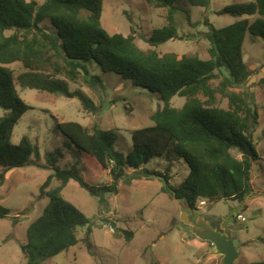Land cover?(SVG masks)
Segmentation results:
<instances>
[{
  "label": "trees",
  "instance_id": "1",
  "mask_svg": "<svg viewBox=\"0 0 264 264\" xmlns=\"http://www.w3.org/2000/svg\"><path fill=\"white\" fill-rule=\"evenodd\" d=\"M145 1L169 11L168 25L154 30L147 40L150 46L158 47L178 36L175 16L184 14L179 3L208 8L211 0ZM102 12L103 0H46L41 5L0 0V109L6 112L0 119V185L11 170L33 164L31 158L37 154L29 137L24 136L17 145L10 140L15 126L33 109L19 96L14 71L9 67L14 63L27 71L19 77L22 89L77 97L90 113L97 111L94 102L82 91L71 92L69 84L82 79L93 88L102 86V78L92 74L93 68L158 93L163 104L152 115V126L132 133L133 147L126 157L115 148L117 130L104 131L95 125L90 131L74 122L56 123V129L81 152V160L108 171L113 185H88L80 169H59L56 163L60 155L50 153L47 164L55 172L40 187L38 196L49 202L28 227L27 243L22 246L28 264H44L76 246L79 230L89 227L90 219L62 194L71 181L102 202L104 193L115 188L127 168L139 170L159 158L188 164L189 175L176 188L169 185L172 177L168 169L150 177L163 179L165 191L176 194L195 210L205 201L242 203L253 193V164L259 160L253 133L259 124V111L246 98L227 89L239 87L250 76L243 45L247 34L264 41V0L222 10L220 15L246 17L231 26L217 29L206 21L208 60L198 56L179 59L175 54L161 57L154 50H142L133 35L109 34L101 23ZM185 14L189 21V14ZM218 76L223 78L221 92L229 99L228 109L216 105V92L210 83ZM201 93L209 101L202 102L198 98ZM175 97L186 99L182 108L172 106ZM54 180L61 185L51 189ZM5 219H11L10 211L0 206V220Z\"/></svg>",
  "mask_w": 264,
  "mask_h": 264
},
{
  "label": "rangeland",
  "instance_id": "2",
  "mask_svg": "<svg viewBox=\"0 0 264 264\" xmlns=\"http://www.w3.org/2000/svg\"><path fill=\"white\" fill-rule=\"evenodd\" d=\"M43 4L46 0H27ZM254 0H211L208 8L179 3L183 13L175 16L178 36L158 47L147 42L154 30L168 25V9L155 8L145 0H103L101 23L111 35H133L142 50H154L159 56L175 54L210 58L205 33L206 21L217 29L231 26L243 18L220 15L233 5L252 3ZM185 11L189 14V21ZM45 26L49 23L45 22ZM243 57L248 80L227 92L246 98L259 111V124L253 141L259 160L253 164V193L244 202L237 200L205 201L197 204L198 216L213 228L233 231V240L240 257L236 264L264 262V41L246 35ZM16 79L20 98L33 109L24 114L15 126L11 143L19 144L27 136L36 148L33 164L13 169L0 185V206L10 211L11 219L0 220V264H28L22 252L27 243V229L39 218L48 198L40 200V187L55 171L48 167L50 153L60 155L56 166L61 169L78 168L90 186H112L109 172L101 171L94 163L81 160V152L56 129L57 122H74L92 131L95 125L104 131L117 130L115 148L125 157L133 147L132 133L153 125L152 115L163 106L159 94L124 81L115 74H104L92 69L102 78L96 88L82 79L70 83L71 92H84L95 104L97 111H85L77 97L55 96L39 90H24L19 77L27 71L20 63L9 66ZM223 78L218 76L210 85L215 90L216 105L228 109L229 99L221 92ZM202 102L209 101L203 93ZM185 98L175 97L171 104L182 108ZM6 115L0 109V119ZM236 154V153H235ZM169 170V185L176 188L188 175L190 168L184 160L168 162L155 158L139 170L127 168L125 176L111 192L99 197L91 195L77 182L71 181L63 189L66 200L74 204L91 221L87 229L79 230V243L44 264H222V256L211 243L199 240L182 221L183 204L165 191L166 182L151 173ZM149 177V178H148ZM61 183L54 180L51 189ZM243 215L244 220H238ZM18 217L17 220L13 218Z\"/></svg>",
  "mask_w": 264,
  "mask_h": 264
},
{
  "label": "water",
  "instance_id": "3",
  "mask_svg": "<svg viewBox=\"0 0 264 264\" xmlns=\"http://www.w3.org/2000/svg\"><path fill=\"white\" fill-rule=\"evenodd\" d=\"M176 200L183 204L185 211L182 214L183 223L188 226L199 240L211 243L216 254L222 256V264H236L240 257L237 246L233 240L231 229L222 230L213 228L206 220L198 216L197 210L186 205L185 202L176 197Z\"/></svg>",
  "mask_w": 264,
  "mask_h": 264
},
{
  "label": "built area",
  "instance_id": "4",
  "mask_svg": "<svg viewBox=\"0 0 264 264\" xmlns=\"http://www.w3.org/2000/svg\"><path fill=\"white\" fill-rule=\"evenodd\" d=\"M201 204H202V205H204V204H205V202H202ZM237 218H238V220H244V217H243V215H238V217H237Z\"/></svg>",
  "mask_w": 264,
  "mask_h": 264
}]
</instances>
